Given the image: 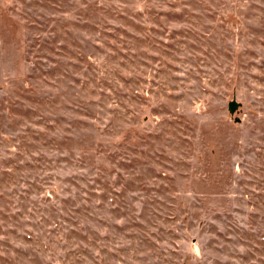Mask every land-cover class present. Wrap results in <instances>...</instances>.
I'll return each instance as SVG.
<instances>
[{
	"label": "rangeland",
	"instance_id": "rangeland-1",
	"mask_svg": "<svg viewBox=\"0 0 264 264\" xmlns=\"http://www.w3.org/2000/svg\"><path fill=\"white\" fill-rule=\"evenodd\" d=\"M0 264H264V0H0Z\"/></svg>",
	"mask_w": 264,
	"mask_h": 264
},
{
	"label": "water",
	"instance_id": "water-1",
	"mask_svg": "<svg viewBox=\"0 0 264 264\" xmlns=\"http://www.w3.org/2000/svg\"><path fill=\"white\" fill-rule=\"evenodd\" d=\"M237 108V102L235 100H231L229 103H228V110L230 113H234V111L236 110Z\"/></svg>",
	"mask_w": 264,
	"mask_h": 264
},
{
	"label": "trees",
	"instance_id": "trees-1",
	"mask_svg": "<svg viewBox=\"0 0 264 264\" xmlns=\"http://www.w3.org/2000/svg\"><path fill=\"white\" fill-rule=\"evenodd\" d=\"M142 6L139 8H136L138 10L139 15H141V18L144 16V12L141 10Z\"/></svg>",
	"mask_w": 264,
	"mask_h": 264
}]
</instances>
